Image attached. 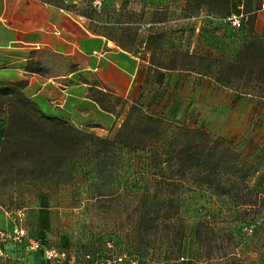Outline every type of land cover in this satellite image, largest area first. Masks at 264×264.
<instances>
[{
	"label": "rangeland",
	"instance_id": "1",
	"mask_svg": "<svg viewBox=\"0 0 264 264\" xmlns=\"http://www.w3.org/2000/svg\"><path fill=\"white\" fill-rule=\"evenodd\" d=\"M46 1L135 54L140 82L105 100L108 129L75 127L106 147L20 126L6 144L0 104V264H264V0L238 26L243 0Z\"/></svg>",
	"mask_w": 264,
	"mask_h": 264
},
{
	"label": "crops",
	"instance_id": "2",
	"mask_svg": "<svg viewBox=\"0 0 264 264\" xmlns=\"http://www.w3.org/2000/svg\"><path fill=\"white\" fill-rule=\"evenodd\" d=\"M140 69L135 54L67 7L0 0V83L22 82L21 92L46 115L105 131L114 121L105 100L129 97Z\"/></svg>",
	"mask_w": 264,
	"mask_h": 264
},
{
	"label": "trees",
	"instance_id": "3",
	"mask_svg": "<svg viewBox=\"0 0 264 264\" xmlns=\"http://www.w3.org/2000/svg\"><path fill=\"white\" fill-rule=\"evenodd\" d=\"M187 2L190 7H210L212 4H216L218 7L224 8L229 4V0H187ZM243 2V12H248L251 0H243ZM219 12L221 13L220 10ZM246 22H251L250 16ZM21 86L22 82L20 81L14 83H0V104L7 106L8 111L7 123L2 131L6 144L9 142L12 129L15 126H20L22 130L37 129L39 131V137H43L44 142L50 139L53 145H57V147L62 150L79 148L86 137L92 139L94 142L101 143L102 147L115 143V138L107 139L106 137H100L92 133H83L60 118L42 113L35 104L21 92ZM168 119L169 121H174L177 126L184 127L181 121L176 120L178 119L177 116L173 115ZM19 121H21V123ZM190 152L188 147L184 150L179 149L175 153V158L180 160L184 156L191 157ZM155 160L154 162L152 161V167L154 168L161 163L158 159Z\"/></svg>",
	"mask_w": 264,
	"mask_h": 264
},
{
	"label": "built area",
	"instance_id": "4",
	"mask_svg": "<svg viewBox=\"0 0 264 264\" xmlns=\"http://www.w3.org/2000/svg\"><path fill=\"white\" fill-rule=\"evenodd\" d=\"M237 9H238L237 13L230 14L229 16L226 17L227 20L230 22V24L234 26H238L239 22L246 20V14L245 12H243L241 4L238 5ZM23 234L24 233L21 228L16 226L13 227V235H12L13 240L19 241L22 238ZM29 244L30 247L35 248L37 247L38 242L35 239H31L29 240Z\"/></svg>",
	"mask_w": 264,
	"mask_h": 264
}]
</instances>
